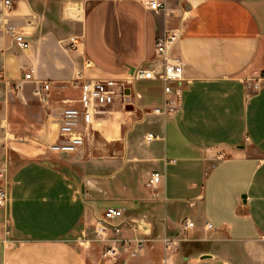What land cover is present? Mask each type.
Wrapping results in <instances>:
<instances>
[{
	"label": "crops",
	"instance_id": "crops-1",
	"mask_svg": "<svg viewBox=\"0 0 264 264\" xmlns=\"http://www.w3.org/2000/svg\"><path fill=\"white\" fill-rule=\"evenodd\" d=\"M144 1L12 0L9 20L32 45L21 49L0 33V150L12 156L13 237L0 241V264H264V85L248 87L264 72V0H165L157 11ZM174 28L185 77L177 112H152L163 85L140 81L144 112L113 105L75 152L48 149L63 107L81 91L38 96L34 81L17 90L24 72L59 85L77 69L123 79L152 62L156 39ZM72 36L80 43L67 49ZM153 171L164 175L157 195L147 186ZM110 206L123 207L150 239L145 253L109 261L101 244L83 241ZM185 218L195 228L166 254L162 237L182 235ZM124 234H133L129 224Z\"/></svg>",
	"mask_w": 264,
	"mask_h": 264
},
{
	"label": "built area",
	"instance_id": "built-area-1",
	"mask_svg": "<svg viewBox=\"0 0 264 264\" xmlns=\"http://www.w3.org/2000/svg\"><path fill=\"white\" fill-rule=\"evenodd\" d=\"M144 4L152 10L166 8L165 0H145ZM13 6L12 0H0V33H6L12 37L14 43L21 49H30L31 41L19 27L9 20V12ZM178 28L169 29L159 36L154 45V58L146 65L133 67L123 79L115 78H90L83 69H77L74 76L61 85L51 80H40L32 76L30 72H24L23 76L15 84V89L20 90L27 81L35 82L34 93L38 96L48 94L54 87H71L79 89V98L70 99L63 107L59 117V139L48 145L53 152H75L83 145L89 135V131L97 119L106 114L113 105H120L125 109L132 104L135 111L145 110L142 107V94L137 90L136 84L140 81H159L163 85V104L155 107L152 112L164 116L177 112L182 105V83L184 77V60L173 54V49L181 37ZM80 43L79 36L69 38L66 48L75 49ZM264 85V72L256 77L248 79V87L258 91ZM2 95L0 93V104ZM67 102V101H66ZM153 133L146 136L148 141L154 139ZM5 155L0 163V241L10 242L12 237V222L9 213V183L12 156L5 145ZM164 175L159 171H153L148 179L147 186L157 195L159 184ZM129 224L132 235L124 234V225ZM182 235H164L161 239L163 250L166 254L179 251L182 241L188 239L190 230L195 228V222L189 218L179 222ZM211 223L206 224V229H212ZM83 241L96 242L103 246L102 258L115 261L125 256L145 253L150 239L139 234L135 221L125 216L123 207L110 206L97 215L93 229V236L88 237L83 232Z\"/></svg>",
	"mask_w": 264,
	"mask_h": 264
},
{
	"label": "rangeland",
	"instance_id": "rangeland-1",
	"mask_svg": "<svg viewBox=\"0 0 264 264\" xmlns=\"http://www.w3.org/2000/svg\"><path fill=\"white\" fill-rule=\"evenodd\" d=\"M1 152H2V151L0 150V154H1ZM1 155H2V157L0 156V157H1V160H0V161L2 162L3 159H4V155H5V149H4V153L1 154ZM82 236H83V235H82ZM86 236H87V238H88V237H92V236H93V231L90 232V233H86ZM181 244H182V243H181ZM122 257H125V256H122ZM132 257H133V256H132ZM132 257H131V258H132ZM126 258H127V257H126ZM129 258H130V257H129Z\"/></svg>",
	"mask_w": 264,
	"mask_h": 264
},
{
	"label": "water",
	"instance_id": "water-1",
	"mask_svg": "<svg viewBox=\"0 0 264 264\" xmlns=\"http://www.w3.org/2000/svg\"><path fill=\"white\" fill-rule=\"evenodd\" d=\"M125 109H126V110H130V111H134V110H135V107H134V105L129 104V105H126ZM206 256H207V255H206Z\"/></svg>",
	"mask_w": 264,
	"mask_h": 264
}]
</instances>
